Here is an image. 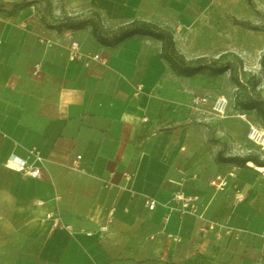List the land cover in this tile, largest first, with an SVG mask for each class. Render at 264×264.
I'll use <instances>...</instances> for the list:
<instances>
[{
	"label": "crops",
	"instance_id": "obj_1",
	"mask_svg": "<svg viewBox=\"0 0 264 264\" xmlns=\"http://www.w3.org/2000/svg\"><path fill=\"white\" fill-rule=\"evenodd\" d=\"M48 1L0 0V264H261L264 172L248 163L264 167V149L247 138V113L210 112L230 71L183 75L153 36L103 44L54 19L92 11L105 30L146 21L169 30L187 60L240 57L249 68L264 29L255 39L235 19L264 23V0ZM196 95L209 96L198 109ZM30 150L39 178L6 166L11 154L32 162ZM218 176L223 191L209 184ZM176 192L195 198V214L179 211ZM209 223L223 225L220 236L202 230Z\"/></svg>",
	"mask_w": 264,
	"mask_h": 264
},
{
	"label": "built area",
	"instance_id": "obj_2",
	"mask_svg": "<svg viewBox=\"0 0 264 264\" xmlns=\"http://www.w3.org/2000/svg\"><path fill=\"white\" fill-rule=\"evenodd\" d=\"M67 37L70 39L69 57L71 59H74L81 54L80 49H79V44H78V41L73 38L71 33L68 34ZM91 60L97 61L100 63L105 62L104 58H102L99 54H93L91 56ZM39 70H40V62H36L33 65L32 74L34 76H37L39 73ZM140 89L141 87L138 86L136 91L138 92L140 91ZM208 100H209V96L207 95H200V96L196 95L192 99V106L194 109H198L199 105L206 104ZM228 104H229V101L225 96H217L212 101L210 112L219 118H223L226 115ZM142 119L143 121L147 120L146 117H143ZM247 138L251 140L253 143H255L256 145H258L261 149H264V129L258 128L257 126L249 123V130L247 133ZM30 154L34 156V160L32 162H28L26 159H23L17 155L11 154L6 161V166L9 169L14 170L20 174L27 175L32 178H39L41 175V168L36 164V162L41 161V157L37 154L35 150H30ZM80 157H81L80 155L76 156V159H75L76 163H74L72 166L74 169H77V170L80 169L77 163ZM124 177L127 180H130L131 178L130 174L128 173H124ZM227 183H228L227 180L224 177H220V176L216 177L215 179L209 182L211 186L215 187L219 191H223ZM171 201L173 203L178 204V209L181 213L195 214L197 212V202L195 198L186 196L182 192L174 193ZM40 203L41 202L38 201V204ZM155 206H156L155 200L149 199L146 201V207L148 208V210H153ZM114 210H115L114 208L110 209L109 211L110 218L113 216ZM48 217H51L53 227L62 226L58 216H52L49 214ZM107 226H108V222L103 224L101 226V229L106 230ZM222 228H223V225L216 224V223H209L207 224L206 228H202V230L203 231L204 230H215L216 235L220 236L223 230ZM226 232H230L229 228H226ZM261 236L264 239V228L262 230ZM261 264H264V259Z\"/></svg>",
	"mask_w": 264,
	"mask_h": 264
},
{
	"label": "trees",
	"instance_id": "obj_3",
	"mask_svg": "<svg viewBox=\"0 0 264 264\" xmlns=\"http://www.w3.org/2000/svg\"><path fill=\"white\" fill-rule=\"evenodd\" d=\"M45 1V10L50 8V3L48 0ZM237 24L243 25L250 29H257L249 24L247 21L236 20ZM60 23V22H59ZM56 24L58 28H74V24H67L64 27L61 24ZM94 37L103 44H116L127 37L133 36L135 34H145L150 35L161 41V56L170 64V66L183 75H193L203 70H208L213 75L222 74L225 71H230L232 73V64L229 61L221 63L222 59L225 58L221 55L217 59H207V58H196L187 60L182 54H180L174 45L172 33L160 26L155 24L134 20L126 24L120 25L112 30H104L103 33H99L95 28L92 30ZM238 60V59H237ZM239 61H241L239 59ZM261 62L264 66V52L261 56ZM236 82V79L233 78ZM245 108L255 109L262 117H264V98L259 96L255 100L248 98V103ZM246 158L240 157H230L229 161H244Z\"/></svg>",
	"mask_w": 264,
	"mask_h": 264
},
{
	"label": "rangeland",
	"instance_id": "obj_4",
	"mask_svg": "<svg viewBox=\"0 0 264 264\" xmlns=\"http://www.w3.org/2000/svg\"><path fill=\"white\" fill-rule=\"evenodd\" d=\"M86 13V15H84V13L71 15L72 18L84 15V17L81 19H54V21L59 20V24L63 25L64 27H66L67 24L71 23L75 25L73 29H87L89 31H92L93 28H95L99 33H103L105 28L101 21V18L92 11H87ZM255 16L257 17L255 18V20L247 22H249L251 26L257 28L252 30L255 33V39H258V31H262V29H264V23L261 19H258L260 18V15L257 14ZM263 52L258 54L257 58L254 60L253 66L249 68L245 67L240 57H238V60L234 61L232 59V61H229L232 64V73H229L230 89H227V94L224 95L229 101L226 114L241 111L245 112L251 119L253 125L262 129H264V117H262L255 109L245 108V105L248 103V98L252 100H255L259 96L264 98V66L261 62V56ZM239 59L241 61H239ZM226 61L228 60H226L225 57L222 59L221 63H224ZM233 78L236 79V82L233 81ZM254 146L257 147L258 145L255 144ZM187 264L210 263L189 262Z\"/></svg>",
	"mask_w": 264,
	"mask_h": 264
},
{
	"label": "bare ground",
	"instance_id": "obj_5",
	"mask_svg": "<svg viewBox=\"0 0 264 264\" xmlns=\"http://www.w3.org/2000/svg\"><path fill=\"white\" fill-rule=\"evenodd\" d=\"M248 165L252 168H255L256 170H259L261 172H264V167L262 166H258V165H254L252 162H249Z\"/></svg>",
	"mask_w": 264,
	"mask_h": 264
}]
</instances>
